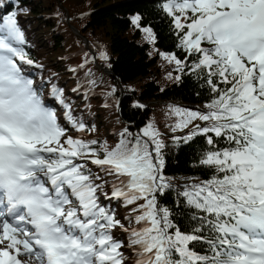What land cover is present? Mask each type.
Here are the masks:
<instances>
[{
    "label": "snow or ice",
    "instance_id": "1",
    "mask_svg": "<svg viewBox=\"0 0 264 264\" xmlns=\"http://www.w3.org/2000/svg\"><path fill=\"white\" fill-rule=\"evenodd\" d=\"M29 11L0 0V264H264V0H153L166 37L145 13L130 17L149 44L174 40L179 54L155 49L167 78L207 96L202 108L169 106V139L206 176L180 184L154 121L123 126L114 145L85 139L95 125L55 74L29 78L26 66L44 67L27 50ZM84 76L77 100L97 87Z\"/></svg>",
    "mask_w": 264,
    "mask_h": 264
},
{
    "label": "trees",
    "instance_id": "2",
    "mask_svg": "<svg viewBox=\"0 0 264 264\" xmlns=\"http://www.w3.org/2000/svg\"><path fill=\"white\" fill-rule=\"evenodd\" d=\"M23 6L30 9L26 16H21L29 42L27 49L31 57L44 66L35 71L37 77L49 79L55 74L52 82L64 87L68 93V88L75 86L78 80L85 81L87 86L84 73L91 65V79L96 80L97 87L89 105L81 109L75 95L68 93L73 103L79 105L76 115L89 125H95L96 131L88 133L85 139H99L101 143L107 141L114 145L117 132H109L112 126L126 124L135 131L149 121L169 125L174 119L169 117V106L203 107L206 93L200 89L198 96L197 89L190 84H176L168 79L171 66L156 54L155 49L179 54L174 40L161 39L153 46L146 41L144 33L129 22L135 12H143L158 36L166 37L169 22L155 15L153 0H23ZM85 40L95 46L97 52L99 48L106 52L109 61L97 59L95 62L85 51L70 56L71 52L83 47ZM86 59L89 63L85 64L79 78L70 77L65 64ZM109 63L111 67H108ZM112 86L116 92L109 96L107 93ZM102 98L109 103L107 107L100 105ZM136 100L146 107L132 108ZM171 135H164L167 144L164 149L165 174L175 177L177 184L182 183V178H206L200 170L191 167L194 158L190 149L177 147L169 139ZM172 199L170 195L161 202L171 203Z\"/></svg>",
    "mask_w": 264,
    "mask_h": 264
},
{
    "label": "rangeland",
    "instance_id": "3",
    "mask_svg": "<svg viewBox=\"0 0 264 264\" xmlns=\"http://www.w3.org/2000/svg\"><path fill=\"white\" fill-rule=\"evenodd\" d=\"M91 46H92L91 44L87 43L86 47L83 50H85V52H86L89 48H91ZM102 51L103 50L101 48H99V51H98V60H99V62L102 61V60L99 59L100 52H102ZM87 68L90 69L91 68V65H89ZM174 119L171 120V123H173ZM155 124L159 128V130H160L161 133L169 134L168 127H167L168 124H162V123H159V122H155Z\"/></svg>",
    "mask_w": 264,
    "mask_h": 264
}]
</instances>
